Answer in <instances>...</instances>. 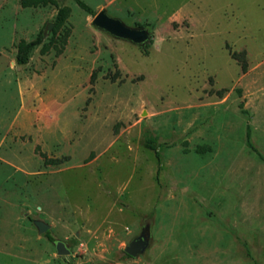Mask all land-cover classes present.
I'll use <instances>...</instances> for the list:
<instances>
[{
    "label": "rangeland",
    "instance_id": "374dc122",
    "mask_svg": "<svg viewBox=\"0 0 264 264\" xmlns=\"http://www.w3.org/2000/svg\"><path fill=\"white\" fill-rule=\"evenodd\" d=\"M58 1L0 0V264H264V0Z\"/></svg>",
    "mask_w": 264,
    "mask_h": 264
},
{
    "label": "water",
    "instance_id": "95a60500",
    "mask_svg": "<svg viewBox=\"0 0 264 264\" xmlns=\"http://www.w3.org/2000/svg\"><path fill=\"white\" fill-rule=\"evenodd\" d=\"M92 23L97 28L106 31L114 37L128 40L137 45L147 44L152 39V35L147 27L128 26L121 19L110 16L105 8L94 16ZM34 224L40 233H45L51 228V225L42 219H35ZM149 238L150 232L146 229L143 230L139 236L135 237L125 247V252L131 256L142 254L149 246ZM55 246L59 254L71 253V248L65 241L55 240Z\"/></svg>",
    "mask_w": 264,
    "mask_h": 264
},
{
    "label": "trees",
    "instance_id": "16d2710c",
    "mask_svg": "<svg viewBox=\"0 0 264 264\" xmlns=\"http://www.w3.org/2000/svg\"><path fill=\"white\" fill-rule=\"evenodd\" d=\"M53 1L55 3H58V0H21V4L25 7L27 6H39V5H46L48 2ZM76 2L81 6L84 10H86L90 14H95L94 9L88 5L85 1L83 0H76ZM70 8L65 5H60L58 14L56 16V22L58 24L64 23L66 18L69 15ZM64 41H66V38H64ZM153 40H151L149 43L142 45L143 46V51L148 54V47L150 44H152ZM43 43V37L41 34H39L34 40L27 41L25 39L20 40L18 43V54H17V63L18 64H26L29 60L30 53L31 51L37 47L38 45ZM47 46L43 45L42 50L46 51ZM231 56L236 59L240 64L243 72L247 71L248 63L246 60V55L245 51H233L231 52ZM220 95H222V90L218 91ZM247 143L251 148H254V145L250 141V131L247 133ZM146 146L148 148H151L152 150H155L156 155L159 156L158 153V145L156 143V138H149L146 142ZM39 153L44 157L45 162L47 163H61L64 159L63 158H58V157H49L45 152L39 151ZM46 236L51 240L55 241L56 239L54 236L50 233V231H47ZM125 256L130 257L128 253H125Z\"/></svg>",
    "mask_w": 264,
    "mask_h": 264
}]
</instances>
